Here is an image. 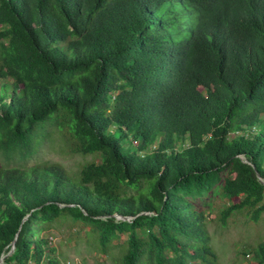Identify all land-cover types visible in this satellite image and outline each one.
<instances>
[{
  "label": "trees",
  "instance_id": "obj_1",
  "mask_svg": "<svg viewBox=\"0 0 264 264\" xmlns=\"http://www.w3.org/2000/svg\"><path fill=\"white\" fill-rule=\"evenodd\" d=\"M48 127L99 161L0 165V264H61L65 221L119 264H220L196 200L264 213V0H0V156Z\"/></svg>",
  "mask_w": 264,
  "mask_h": 264
},
{
  "label": "rangeland",
  "instance_id": "obj_2",
  "mask_svg": "<svg viewBox=\"0 0 264 264\" xmlns=\"http://www.w3.org/2000/svg\"><path fill=\"white\" fill-rule=\"evenodd\" d=\"M47 130V135L33 154L24 160L17 155L8 162L0 156V165L30 167L52 162L60 164L68 173L76 174L84 163L92 159L99 161V158L92 154L70 152L62 146L53 127H48ZM195 204L205 211L209 243L220 264H255L250 249L264 241V213L257 221H253L246 211H239L231 214L225 223H222L219 220V213L230 204V201L214 190L198 198ZM52 232L50 245L56 247L61 264H119L121 242L126 238L125 235H120L119 239L114 240L109 253L104 254L97 249L91 238L86 237V227L81 224L70 227L67 221L56 223ZM139 233L143 235L145 231L139 230Z\"/></svg>",
  "mask_w": 264,
  "mask_h": 264
},
{
  "label": "water",
  "instance_id": "obj_3",
  "mask_svg": "<svg viewBox=\"0 0 264 264\" xmlns=\"http://www.w3.org/2000/svg\"><path fill=\"white\" fill-rule=\"evenodd\" d=\"M116 217H117V218H122V219H128V217H123V216H120V215H116ZM14 248H15V239L12 241L11 248H10V250L8 251L7 254L13 252ZM3 258H4V255L0 258V262L3 261Z\"/></svg>",
  "mask_w": 264,
  "mask_h": 264
}]
</instances>
